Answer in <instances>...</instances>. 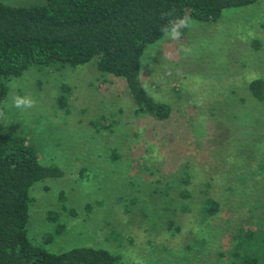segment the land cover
I'll use <instances>...</instances> for the list:
<instances>
[{"label": "rangeland", "instance_id": "obj_1", "mask_svg": "<svg viewBox=\"0 0 264 264\" xmlns=\"http://www.w3.org/2000/svg\"><path fill=\"white\" fill-rule=\"evenodd\" d=\"M191 20L178 40L164 34L140 57L141 85L170 108L161 121L135 115L122 81L94 61L31 65L6 82L2 120L19 124L42 164L62 170L29 188L26 229L45 250L102 247L119 264H233L234 232L262 234L264 94L255 100L246 84L264 80V0L216 22ZM16 97L34 104L17 108ZM207 195L216 214L200 207Z\"/></svg>", "mask_w": 264, "mask_h": 264}, {"label": "trees", "instance_id": "obj_2", "mask_svg": "<svg viewBox=\"0 0 264 264\" xmlns=\"http://www.w3.org/2000/svg\"><path fill=\"white\" fill-rule=\"evenodd\" d=\"M255 1L42 0L28 5L0 2V106L7 91L6 82L31 65L57 68L94 61L100 74L122 81L135 115L153 121L166 119L169 105L154 100L140 82V57L145 46L160 39L165 34L163 29L184 15L199 22H216L223 10ZM246 86L255 100H263L262 78L253 77ZM64 92L55 98L61 109L66 106ZM61 175L62 170L56 165L40 162L18 123L3 121L0 115V264H119L117 255L102 247L81 245L49 252L29 236L26 223L32 202L30 186ZM201 204L206 215L216 214L220 206L210 195ZM48 216L53 217L52 213ZM260 224L258 230L262 234L258 232L255 237L254 230L247 226L234 232L233 264H264V220ZM58 228L56 225L43 241H51L59 233ZM196 235L195 244L203 247L207 240L201 228H197Z\"/></svg>", "mask_w": 264, "mask_h": 264}, {"label": "clouds", "instance_id": "obj_3", "mask_svg": "<svg viewBox=\"0 0 264 264\" xmlns=\"http://www.w3.org/2000/svg\"><path fill=\"white\" fill-rule=\"evenodd\" d=\"M195 22L191 20V18L188 15H184L182 18L175 20L171 22L170 27H165L163 29L166 36H170L171 39L178 40L180 38V31L179 29L181 27L184 28H191ZM34 104V101H32L30 98L24 97H16L14 99V106L19 107H32Z\"/></svg>", "mask_w": 264, "mask_h": 264}]
</instances>
